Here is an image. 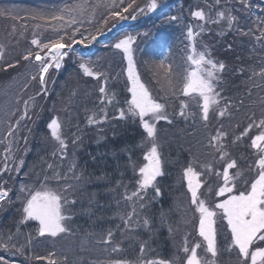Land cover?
Wrapping results in <instances>:
<instances>
[{
	"label": "trees",
	"instance_id": "obj_1",
	"mask_svg": "<svg viewBox=\"0 0 264 264\" xmlns=\"http://www.w3.org/2000/svg\"><path fill=\"white\" fill-rule=\"evenodd\" d=\"M2 1H4L0 3L2 9L10 8L9 11L6 10L5 15H0L2 24L7 25L6 31L16 32L17 36L20 30H22L23 35V32L27 31L25 33L27 40L21 47L14 44L12 50L7 48L4 51V59L0 60V153L4 151L6 141L13 139V137L8 139L7 128L9 125L13 127L16 121L20 119L23 114L24 102L27 100H30L28 105V117L30 118L21 120L19 128H16L14 132L15 139L13 140L12 151L13 155L16 156V162L10 161L9 168H14L20 159L24 160V165L16 171L2 175L0 178V185L11 188L8 198L11 202H5L3 207H0V238L6 239L7 235L12 233L14 240L19 245H25L30 235L31 243L25 248V255L16 252L22 259L8 258L10 251H4L2 248H0V256H3L9 264H33L39 261L27 257L33 255L47 256L49 253H55L53 258L57 259L59 263H64L62 258L67 256L68 264H101L96 250L105 252L104 254H112L113 242L119 241L122 245L111 256L112 258H107L109 264L113 261L114 256H119V259L128 260L135 264L140 255L141 243H145L146 248L151 250V253H147L148 258L171 260L179 257L178 264H184L185 254L181 251L180 244H176L173 240L176 230L172 229L171 226L181 225L184 222V215L180 217L176 211L177 216L173 211L175 206L185 208L188 203H174L178 192H180L175 186L174 178L182 172L181 170L188 167L186 161L188 156L198 160L199 163L192 166L202 173V180L207 181L211 177L210 173L203 168L206 163H211L213 170L218 168L223 171L225 161H221L219 153L209 145L210 138L215 136L218 131H223L228 134L224 140L227 151L231 158L237 160L243 172L240 180L237 181V194L239 191L246 190L247 183L241 181L246 179L250 181L255 175V169L250 172L248 168L255 161L254 152L250 147V137L257 134V129L254 127L247 136H242L240 140H236V137L241 135L253 118L259 120L264 114V103H262L264 100V77L259 75L261 69L264 68V44L258 43L255 37H250V34L248 37L241 38L237 33L223 29L219 31L211 28L212 31H205L203 36H200L204 41L203 44L211 50L212 57L218 61H223L226 65L219 84L222 97L219 107L227 106V111L223 117H220L213 110L209 114L207 122L202 119L201 108L198 110L197 101L188 97H181L179 93L175 97L165 96L161 82H158V78L154 75L155 69L142 71L146 86L148 88L156 86L153 96L166 104V107L170 109V114L180 110L181 101H187V110L192 112V115L185 119L181 126H177L175 123L161 122L158 127V138H161L159 139L161 143L159 150L165 159H169L165 162V175L160 180L161 195L150 205L147 204L149 210L146 211V214L144 212L150 221L147 222L149 230L141 231L143 234L141 241L134 239L129 243L116 229L118 223L112 217L115 214L119 217L126 216L129 213L128 207L116 206L114 201L115 196L123 186L120 184L121 181L133 185L131 167L138 162L140 152L137 153L136 150L132 149L140 147V143L143 144L146 133L143 131L139 119L136 123L128 120L125 122L126 125H122L121 122L118 125L117 121L113 120L117 111L111 107L117 108L118 103L107 105L110 121H105L100 125L89 123V117L93 113L97 114V118L99 117L102 106L99 99H89L79 105L77 108L79 112L73 108L74 101H72L74 89L78 84L89 90V93H95V87L98 89L101 86H105L108 93L114 90L119 93L121 89L126 91V86L117 77L118 67L115 66L117 57H112L116 51L113 45L125 37L124 32L114 33V36L108 38L109 40L98 42L88 55L82 54L80 48L72 51L61 71L56 76L54 74L47 79V90L40 95L39 81L32 80L29 74V69L35 74L36 66L32 61L24 60L23 56L29 51H38L36 46L31 44L33 38L47 42L50 38L57 36L52 25L67 23L68 13H63L65 15L63 22L50 20L51 14L60 13L65 6L72 7L74 5H81L82 11L90 15L94 14L96 19L92 26L83 22L84 19H77L74 13L71 14L76 17L77 24L63 28L60 34H73L78 27L81 31L77 35L76 32L74 33L77 41L92 34L98 36V28L105 31V29L112 27L116 21L109 20V23L104 25L103 21L110 16V12L105 13L103 6L101 4L98 6L95 0ZM223 1L221 0V3ZM257 1L261 0H249L252 7L249 12L253 18V23L250 21L251 28H255L258 17L264 19V3L259 6L255 4ZM128 2L129 0L124 1L122 6H126ZM185 2L187 3L186 6L182 4L179 9L177 8L179 11L177 16L182 17L185 24L187 21L191 24L195 23L194 20L196 19L189 16L192 11L197 9L207 11L209 5H213L212 8L217 12L221 5L216 6L215 2H207L206 0H185ZM118 6L121 7V4ZM76 11L81 12L80 9ZM33 13H42L46 19H32ZM236 15L242 16L238 13ZM12 17L17 18L13 19ZM37 25H40L43 32H47V36L35 35V37L30 33L31 29H36ZM178 26L179 22H169L164 18L157 17L143 23V27L149 32L163 35H168L173 30L176 31ZM13 27H15V31H13ZM24 27L27 28L24 29ZM256 35L258 36L259 32H256ZM90 43L84 39V43L80 44L89 45ZM146 55L149 56V54ZM106 57L111 58L106 61ZM81 62L88 63L94 71H99L105 75H102L99 80L86 76L79 67ZM149 63L152 64L151 61ZM8 64H12L14 67L9 68ZM173 67L176 77L180 78L179 69L175 68V64ZM105 76L107 77L106 85L104 84ZM177 89L179 88L177 87ZM124 93L123 91L122 94ZM116 99L121 100L119 96ZM56 117L62 121V136L68 145L63 156L58 151V143L51 137V130L47 127L51 120ZM23 138H27L26 143ZM184 153H188V155L185 156ZM74 160L75 169L70 171ZM0 161H4L2 156ZM49 164L52 165V168L48 167ZM235 171L236 169H232L231 172ZM56 173H59L61 177L66 176L67 179H55ZM45 176L49 177L48 187L63 191L67 185L73 186L64 193L69 200H75V203L65 205V215L70 217L66 221L69 233L57 236L59 239L56 241H58L59 247L53 237L38 236L36 231L38 222L20 223L22 201L17 199L20 196V186L26 184L39 188L45 182ZM6 179L7 183L5 184L4 180ZM217 181L215 180L214 183ZM209 184L210 182H207V185ZM118 201L123 203L122 199ZM223 220L222 215L215 217V221H219L218 223ZM192 224L191 228L188 225L186 227L181 226L184 230L179 233L190 235L191 246L203 242L198 234V222L194 221ZM17 227L20 229L19 233L16 232ZM109 231L113 233L112 242L101 243L107 238ZM169 235L174 237L171 241ZM42 238L48 240L46 246L41 241ZM219 244L218 264H237L238 256L235 249H232L231 252L225 251L231 245L230 238H220ZM43 247H45L46 252L42 250ZM66 250L74 251V254H68ZM11 252L13 253V251Z\"/></svg>",
	"mask_w": 264,
	"mask_h": 264
},
{
	"label": "snow or ice",
	"instance_id": "obj_2",
	"mask_svg": "<svg viewBox=\"0 0 264 264\" xmlns=\"http://www.w3.org/2000/svg\"><path fill=\"white\" fill-rule=\"evenodd\" d=\"M123 0H121V3ZM231 3V0H227ZM221 0H215V5L219 6ZM241 8H251V5L246 4V0H239ZM107 6V5H105ZM159 7L158 0H148V2L141 7L137 0H129L126 6L122 9L117 8L114 0L112 2V11L110 16L104 19V25L109 23V20H114L117 23L125 21L129 18L135 20L136 12L143 14L147 12H155ZM213 5H209V8ZM77 9L83 10L81 5L75 7L65 6L60 13H53L50 16V20L53 21H65V15L68 13L67 23H61L59 25H52L53 31L57 33L55 38H50L47 42H43L41 39L33 38L31 44L35 45L38 51H29L23 56L24 60H35L36 72L31 76L32 80L39 78V83L44 89L47 90V81L45 77L49 73V69L55 68L59 70L62 67V61L65 56L68 55V51H74L73 44L84 43V39H87L89 43L95 40L96 34H92L87 38H83L79 41L75 39V32H79L77 27L73 34H60L61 29L67 26L77 24L75 16L71 15ZM131 10V11H130ZM128 13V15H125ZM6 10L0 9V15H5ZM191 16L196 20L202 22L196 26L197 30L189 25L186 29V40L188 43L185 45L186 53L184 56V69L180 74L179 80L176 79V74L173 72L171 63H165L163 60L159 61L155 65L154 75L158 78V82H161V88L164 90L165 96H177L182 95L188 97L191 100L197 101L202 111V119L207 122L209 119L210 111L215 110L220 117H223L227 111V106L220 108V101L222 99L219 90V84L221 83L222 73L226 67L223 61H218L212 57L211 50L207 45H202L198 48L197 37L201 36L207 29L205 25L216 24L219 25L221 21L226 24V30L231 31L234 25L237 24V16L232 14V10L224 8L218 10L215 17L206 13L203 9H197L191 12ZM16 19L17 17H12ZM32 19L45 20L46 17L42 13H33ZM166 19L169 22H178L180 17L176 15L167 16ZM250 19V18H247ZM255 28H248L245 31L243 28H237V31L242 35H248L251 33L258 43L264 44V19L257 18ZM115 26V25H113ZM40 27V25H37ZM15 31V27H13ZM259 32V35H256ZM97 33L103 34L102 28L97 29ZM82 35V34H81ZM145 36L149 33L145 32ZM136 37L126 35L124 38L119 39L113 47L118 50H122L127 56V78L131 82V86L128 91L131 93V99L126 101L127 108L118 109V118L121 120H135L139 119L143 131L146 133L143 143L148 147L145 149L143 160L146 161L142 166L138 167V175L136 179L137 190L133 191L131 195H125V199L142 201L144 196L147 195L149 189H152L156 196L160 195V188L157 184V178L164 175L161 153L159 151L158 144V130L156 125L165 120L171 123L166 112V104L160 102L155 98L149 88L141 81L140 75L136 70L133 60L132 45L135 42ZM160 45L162 49L169 47V39L166 35L161 34L159 37ZM229 47H231L229 45ZM4 46L0 44V60L4 59ZM67 49L68 51H65ZM46 50V51H45ZM45 53L42 55L41 53ZM158 54V53H157ZM54 62V63H53ZM18 63V62H17ZM8 67H14L12 64H8ZM79 67L83 70L84 74L89 77H95L97 80L105 75L99 71H94L93 68L85 62H81ZM256 75V73H253ZM261 77H264V68L259 72ZM177 83H179V89H177ZM104 84H107V77L105 76ZM99 92L102 94L100 103L102 105H110L115 99V94L109 95L105 86L99 88ZM31 99V98H30ZM264 103V100H262ZM188 108L187 101L180 102L179 115L187 119L192 113L186 111ZM18 110V109H17ZM14 114V113H10ZM28 117V102H24V112L20 117L23 120ZM117 117H113L115 119ZM109 119L106 108H101L99 117L93 113L89 117V123L102 124ZM20 120L16 121V126L19 128ZM51 130V137L58 143V151L63 156L66 153L68 145L62 136V121L59 117L53 118L47 125ZM257 129V134L250 137V147L254 150L255 161L249 165L248 171L255 169V175L250 181H241L247 183L248 187L244 191L236 192L237 181L240 180L243 172L238 165L236 159L231 158L227 151V146L224 143L227 137V132L218 131L215 136H212L209 140V145L219 153V159L225 161V167L223 171L215 172L218 179L222 180V184L219 185L216 192L217 196H224L226 193L229 195L226 199L214 205V209L210 208L206 201L201 198L200 189L203 186L200 180L201 172L190 164L184 170V177L187 180V188L190 192L191 204L195 206V210L200 214L199 218V235L206 242L204 252L205 256L198 255V249L201 248L200 243L189 247L187 238H185L181 251L185 254L184 264H216V258L218 257L220 250L216 243V221L217 210L222 214V218L226 219L227 227L231 232V245L225 249V251L231 252L235 249L238 256L237 264H264V114H262L259 120L253 118L252 122L244 129L240 136L236 137V140H240L242 136H247L253 129ZM16 129L11 125L7 128L9 139L5 146L4 161H0V175L7 174L11 171H16L24 165V160L20 159L18 164L14 168H9L8 161L13 159V140L14 132ZM25 143L27 138H23ZM143 146V145H142ZM55 155V153H54ZM227 158V159H226ZM15 163V161H14ZM52 168V165H48ZM134 171H137L136 166H133ZM209 173L213 172V166L211 163L203 165ZM75 165H72L70 171H74ZM236 169L235 172L230 173L229 170ZM55 179H67V177H61L59 173L55 174ZM78 178V177H77ZM49 177H44V183L39 188L31 187L29 185H21L19 192L20 196L17 199L22 201V219L21 224L29 221L38 222V228L36 229L38 236L40 237H57L61 234L69 233V228L66 225V221L70 219L65 215V205L74 204L75 200H69L64 194L72 185H67L63 191L48 187L47 181ZM5 184L7 181L4 182ZM211 187L208 191L211 192ZM11 188H6L0 185V207H3L5 202H11L9 193ZM143 206V205H141ZM135 215V207L131 213L126 216H121L124 220L125 229L130 227L133 216ZM147 224V220H145ZM20 229L17 227L16 232L19 233ZM113 233L109 231L107 238L102 240L101 243H111ZM31 243V236L29 235L27 243L25 245H19L14 240V235L9 233L7 238H0V248L4 251H13V254L18 252L21 255H25V248ZM113 252L119 250V246L115 245L111 249ZM140 255L137 258L136 264H178L179 257H175L171 260L164 258H148L146 252V244L141 243L139 248ZM207 254H210L208 258ZM55 253H49L47 256L33 255L27 257L28 259L41 261L46 260L47 264H58V260L54 259ZM64 264H68V257L64 256ZM0 264H9L7 260L0 256ZM110 264H132L128 260H115Z\"/></svg>",
	"mask_w": 264,
	"mask_h": 264
},
{
	"label": "rangeland",
	"instance_id": "obj_3",
	"mask_svg": "<svg viewBox=\"0 0 264 264\" xmlns=\"http://www.w3.org/2000/svg\"><path fill=\"white\" fill-rule=\"evenodd\" d=\"M95 1H96L95 3H98V6L100 4H101V6H103V9H104L105 13H108V12L112 11V1L113 0H95ZM124 1H126V0H123V2ZM159 1H160V4H159V7H158L157 10H159L162 7H166V6H170V7L175 8V9H177V8L179 9V7L182 4L184 6H186L185 0H159ZM224 1H226V4H224L222 7L220 5V9L219 10H223L224 8H228V9L232 10V14L233 15H235L236 13L242 15L243 13L246 12L244 15L239 16V17L236 15L237 18H238V22H237L236 25H234L233 29L231 30V33L232 32L233 33H237L238 36L241 37V38H243L245 36L248 37V35L240 34V32L237 31V28H243L245 31H247L248 28H251L250 26H251V22L253 23V21H252L253 18H251L249 11L252 10V7L250 9L241 8V6L239 4V0H231V3H228L227 0H224ZM1 2H4V1L0 0V3ZM123 2L121 3V0L115 1L116 6L121 4V7L118 6L117 8L120 7V9H122L125 6V5L122 6ZM213 2H215V0H213ZM247 2H249V0L246 1V4L250 5V2L249 3H247ZM263 3H264V0H261V1H257L255 4L260 6ZM105 5H107V6H105ZM74 6H72V7H74ZM19 8H21V7H19ZM0 9H2V7H0ZM3 9H5V8H3ZM5 10L9 11L10 8H6ZM11 10H16V9H11ZM205 12L209 13L213 17H215V15H216V12L214 11V9L212 7L207 9V11H205ZM73 13L76 15L77 19H79V20L84 19L83 22H86L87 24H89L91 26H92V24L94 23V21L96 19V17H94L93 13H92V15H90V14L84 12V11H81L79 13L77 11H75ZM189 16H191V14ZM247 18H250V19H247ZM196 21H197V23H196ZM194 22L195 23H193V24L188 23V21H187L186 24L181 22V23H179L178 29L175 31L176 32L175 33L176 40L178 42H181L183 44V46H184V39L186 38L185 33H186L187 26L191 25L194 28V30H197L196 26L198 24L202 23V22H200L198 20H194ZM6 26H7L6 24H2V21H0V44H2L4 46L3 51H5L7 48H9V50H12L14 48V44H16L17 46L21 47V45L27 40V38H26L27 34H25L27 31H24L23 32L24 35H23L22 34V30H20L19 35L17 36L16 32H12V33L11 32H7L6 31V29H7ZM26 28L27 27H24V29H26ZM205 28L207 29L206 31H212V30H210L211 28L221 31V29L226 30V24H225L224 21H221L219 25L207 24V25H205ZM62 31L63 30L61 29L60 32H62ZM79 32H76V35ZM30 33L33 36H35V35L36 36H39V35L47 36V32L46 31L43 32L41 27H36V29H31ZM144 33L145 32H142L141 34H135L136 40H135V42L132 45L133 60H134V63H135L136 70H137V72L140 75V78L143 75L142 71L144 69L146 71H148V69L151 70V67L153 66V64L151 65V63H149L150 60H151L149 58L150 56L144 54V51H145V48H146V45H147V41H148L147 38L150 35L149 34L148 36H145ZM203 34L204 33H202L201 36H203ZM249 34H250V37L254 38V36L251 33H249ZM197 41H198V44H197L198 48H201V46L204 45L203 44L204 41H202V37L201 38H200V36L197 37ZM85 49H87V48H85ZM122 52H123L122 50H119V53H118V50H116L114 55H112V57H117V59H116L117 60V64H115V66L118 67L117 77H119L118 79H120V81L123 82V85L126 86L127 89H126V91H125V89L124 90L121 89L119 91V93L117 92V90H114L111 93H109V95L113 94V93L115 94V99H114L113 103L110 104V105L117 104V101H119V100L116 99V98L119 95H123L125 98H127V101L131 99V93L128 91V88L131 86V82L127 78V67H128L127 56L125 54H122ZM185 52H186V49H185ZM109 58H111V57H106L105 60L107 61ZM147 62H148V64H146ZM176 67H179V75H180L183 72V69L185 67L184 61L182 63H177ZM29 73L31 74V76L34 74V72L31 73L30 69H29ZM91 78L94 79L95 77H91ZM110 78H112V77H110ZM178 78L179 77H176L177 80H178ZM35 81H37V79ZM108 84H109V81H108ZM177 87L179 88V83H177ZM99 88L97 89L95 87V93H89L88 92L89 90H87L81 84H78V86L74 89V93H73V100H72V101H74L73 108H76V110L78 111L77 108L79 107V105L85 103L89 99L97 98L100 101L102 99V94L99 92ZM149 90L151 91V93L153 95L155 93V91H156V86H154L152 88H149ZM123 91L125 92L124 93L125 95L122 94ZM181 97H184V96L181 95ZM125 104H126L125 108H127V103L125 102ZM125 104L123 103L122 105H125ZM197 107H198V110H199V108H200L199 104L197 105ZM101 108H106L107 112L110 113L109 110H108L107 104L102 105L100 107V109ZM111 108L112 109H116L115 106H112ZM175 108H177V107L175 106ZM175 108H173V109H175ZM187 109H186L187 112L192 113V112L188 111ZM198 110H197V112H198ZM116 111H117V114H118V109H116ZM169 111H170V109L166 107V112L168 114L169 120H171V123H175V125L181 126L183 124L185 118H183V117H181L179 115V111L180 110L175 112V113H171V114L169 113ZM200 112L202 113L201 110H200ZM211 112L212 111H210V113ZM189 117H191V115ZM118 119L119 118L117 117V118H115L113 120L118 122V121H120ZM136 119H138V118H136ZM107 121H110V119H108ZM161 122L168 123L165 120H161L156 125L157 129H158L159 125L161 124ZM165 130H167V129H165ZM145 136L146 135H144V138H145ZM159 139H161V138H158V144L160 145L161 143L159 142L160 141ZM144 145H146V146H144ZM147 147H148L147 144L140 143L139 151H141V153H139V155H138L139 156V160H138L139 163L137 162L136 164L132 165V167H131V174H132V178H133L132 184L133 185L131 186V184L129 182L121 181L120 184L121 185L123 184V186L120 188V190L117 193V195L115 194L116 196H115L114 204L116 206L128 207L129 213H131L133 211V207H135V215L133 216V219L131 221L130 227L128 229H125V223H124V220L121 219V217H119L117 214L112 216L113 219L118 223L116 229L118 230L119 233L121 232L120 234L123 235L124 240L129 242V243H130V241H132L134 239H139V241H141L143 239V234H142L141 231L144 232L146 230H149L148 229L149 228L148 224H144L143 225L145 220H147L148 223L150 222L149 218L147 217V215H145L146 211L149 210L148 207H147V204L150 205L154 200H156L157 198L160 197L161 189H162L161 185H160V180L165 175V165H166L165 162L169 160V159H165L163 157V155L161 154V160H162V167H163L164 175L157 178V184H158V186L160 188V195L159 196H156L154 191L152 189H149L148 192H147V195L144 196V199L142 201H137L135 198H133V200L125 199V195L126 194L130 196L133 191L137 190L136 179H137V175H138V167L142 166L144 163H146V161L143 160V155H144L145 149ZM159 151L161 153V150H159ZM3 152L4 151H1L0 158H1L2 154H3ZM253 152H254V150H253ZM184 155L187 156L188 153H184ZM253 157H254V160H255V155L254 154H253ZM12 161L16 162V156L15 155H13ZM186 161L188 162V166L190 164L191 165H197V163H199L198 160L195 157L193 159V157H191V156H188L186 158ZM72 163L74 164L75 160L72 161ZM133 166H136L137 171H134ZM185 169L186 168H184V170ZM184 170H181L182 172L180 174H178L177 177L174 178L175 186L180 191V192H178L174 203L179 204L180 202H184V203H188V205H186L185 208L184 207H180V206H175L173 211H175V214H176V211H178L177 214L180 217H183V215H184V217H183L184 222L181 225L171 226V228L176 230V231H175V234H174L175 238L172 237L171 235H169L170 236L169 240L171 241L174 238L173 240L175 241V243L176 244H180V246L182 247L185 238H187L188 246L191 247V243H190L191 242V237H190V235H188V233H187V235H182V234H179V233H181L184 230V228H181V226L186 227L188 225V227L191 228V226L193 225L192 222H194V221L198 222V227L197 228H199L200 214L195 210V206L191 204L190 192L188 191V188H187V180L184 177ZM196 171H198V170H196ZM231 171H232V169L230 170V172ZM212 176H214L213 172H212ZM5 181H7V179L4 180V182ZM245 181H247V179ZM208 189H209V187H207L206 189H202V187H201V189L199 191H200L201 198L206 201V203H207V205L209 207L213 206V208H214V205L216 203L221 202L222 200L226 199L229 195H231L229 193H226L224 196H217L216 192H217L218 188H217V190H214V188H211L212 189L211 192H209ZM236 192H237V190H236ZM119 199H122L123 203L118 201ZM141 205H143V206H141ZM144 212H145V214H144ZM181 212H182V214H181ZM218 215H222L219 210H217V216L216 217H218ZM189 220H190V222H189ZM218 222H216L215 227H216V243H217V247L219 248V245H220L219 244V240H220V238L229 237L230 240H231V232H230V228L227 227L226 219H224V222H220V223H218ZM170 234H172V232H170ZM56 239H59V237H54V239H53L57 243V246L59 247L58 241H56ZM41 241L44 243V246H46V244L48 243V240L45 239V238H42ZM198 243H200V242H198ZM200 244H201V248L200 249H204L206 242L200 243ZM115 245H118L120 247V245H122V244L119 241L117 243L113 242V246H115ZM129 248H131V247H129ZM42 250H45V252H46L45 247H43ZM131 250H132V248H131ZM66 251H67L68 254H70V253L74 254V251H71V250L70 251L66 250ZM96 251L99 254V258L98 259L100 260L101 264H107L108 263L107 262V258H112L111 256H113L114 253L117 252V251H115V252H112V254L108 255V254H104L105 252L102 253L100 250H96ZM146 252L147 253H151V250L146 248ZM9 253L10 254L8 255V258H11L13 260L22 259V257L19 256L18 253L13 254L11 251ZM208 256H209L208 258H210V254H208ZM217 259H218V257L216 258V264H218V260ZM115 260H121V259H119V256H114L113 261H115ZM34 263L35 264H47V261L46 260H41L39 262H34ZM58 264H64V263H61V262L59 263L58 262Z\"/></svg>",
	"mask_w": 264,
	"mask_h": 264
}]
</instances>
